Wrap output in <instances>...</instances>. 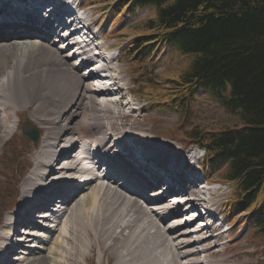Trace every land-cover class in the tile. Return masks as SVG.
I'll return each instance as SVG.
<instances>
[{"label": "bare ground", "instance_id": "bare-ground-1", "mask_svg": "<svg viewBox=\"0 0 264 264\" xmlns=\"http://www.w3.org/2000/svg\"><path fill=\"white\" fill-rule=\"evenodd\" d=\"M47 1L5 0V8H10L9 11H16V8L22 10L24 19L21 20L26 21L23 23L24 27H19L24 30L22 32H17L18 27H14L6 34L2 29L3 22H9L12 17L0 12V149L19 128L18 125L13 128L9 124L11 109H29L30 117L40 126L26 118L27 127L44 130L40 149L34 156L35 166L23 182L21 202L16 210L8 213L0 228V264L26 262L30 257H25L22 248H40L36 244L31 247V238L46 243L49 232L54 233L50 228L51 222L65 226L60 234L61 238L55 240L57 246L64 248L66 241L76 237L72 235L85 234L92 244L97 242L100 245L103 254L116 256L118 264H212L208 257L214 252L204 246L195 247L196 244L204 245L211 240V235L204 236L211 228H222L219 223H213L210 228L201 229V226H197L198 219L194 218L193 212L202 200L198 186L179 190L171 188L165 194L159 190V184L146 178L142 171L131 168L124 159V153L132 149L125 137L145 141L150 136L136 130H121L116 126L118 117L115 112H121L127 103L124 102V86L122 93L124 80L122 82L119 77L122 75L119 64L113 59L102 58L112 43L102 42L100 45L90 46L91 38L88 36L85 40L87 43L81 45L75 39L77 33L69 32L64 33L71 40L67 45L62 46L67 41L64 36L51 42L49 39L55 37L57 31H65L62 20L69 14L71 5L70 0H59L54 12L58 20L57 26L45 24L50 32L41 35L39 33L42 30L32 26L39 20L40 14L34 11ZM80 6L82 5L76 4V8L79 9ZM93 15V12L84 14L91 17L90 28L96 24ZM74 20L77 18H72L71 22ZM91 30L95 39L93 42L106 37H100L106 35L98 34L100 30ZM28 36L40 41H31ZM70 50L74 52L63 55ZM40 53L43 54L38 58ZM77 55L83 57L81 63L73 61ZM85 67H92L91 73H86L89 75L82 72ZM102 70L109 72L105 79H111V85L105 84L99 75ZM129 94L133 104L129 106L132 110L136 104V100L132 98L133 87ZM143 108L145 107L139 110L142 111ZM83 128L90 129V132L81 131ZM89 135V140L81 141ZM112 136H117V143L109 144ZM118 144L123 145L122 151H119ZM148 148L155 157L149 160L155 171L169 172L164 165L168 161L163 160L172 159L178 151L164 142L148 143ZM138 153L140 152L129 153L128 157L133 161L136 155L142 158ZM97 157L100 160L96 161ZM105 165L107 170H101V166ZM115 171L127 176L125 182L145 178L143 182L148 198L143 199L145 194H140L143 192L141 187L138 188L140 193H137L117 184L113 177L117 175ZM167 181L173 182V178L169 176ZM66 184L71 189L63 192L62 204L51 208L44 198ZM87 190L91 192L85 193ZM190 194L195 197L182 199ZM184 216L186 218L182 219ZM20 219L25 221L22 223ZM17 223L26 225L27 229L16 232V236L20 237L18 241L17 238L15 241L9 238L12 241L9 242L4 237V228L8 230L11 227L12 231ZM41 230H47V235H39ZM52 236L53 234L50 239ZM217 237L218 240L221 235ZM28 242L30 246L27 245ZM78 248L81 249V246ZM48 252L55 254L56 251L52 248ZM8 253L16 255L12 257L11 254L10 263L4 256ZM50 257L49 254L41 255L33 261L29 260L27 264H51ZM2 259L7 261H1Z\"/></svg>", "mask_w": 264, "mask_h": 264}, {"label": "trees", "instance_id": "trees-1", "mask_svg": "<svg viewBox=\"0 0 264 264\" xmlns=\"http://www.w3.org/2000/svg\"><path fill=\"white\" fill-rule=\"evenodd\" d=\"M99 1L116 11H155L146 21L147 32L134 37L124 54L135 93L148 101L146 108L180 112L183 140L203 148L208 169L223 170V179L236 185V208L253 206L254 227L264 244V0ZM154 42L190 56L187 68L164 75L163 83L155 78L142 64ZM201 91L238 112L242 127L193 126L192 101Z\"/></svg>", "mask_w": 264, "mask_h": 264}, {"label": "rangeland", "instance_id": "rangeland-1", "mask_svg": "<svg viewBox=\"0 0 264 264\" xmlns=\"http://www.w3.org/2000/svg\"><path fill=\"white\" fill-rule=\"evenodd\" d=\"M77 3L82 5L79 9L86 8L89 13L93 12L94 17L96 19V24L93 25V28H99L98 34H106L100 35V37H109L113 43H124L130 42L131 39L136 37L137 35L142 36L144 31L146 30V21L155 15V11L151 8H144L140 10H124L116 11L112 9L111 15H105L100 13L98 10V14L96 16V8H101L103 1L99 0H78ZM98 3V4H97ZM86 4V6H85ZM89 7V8H88ZM89 10H88V9ZM124 12V13H123ZM89 13L84 12V14L88 15ZM124 14L121 16V14ZM121 16V17H120ZM75 19V18H73ZM72 20V19H71ZM75 21V20H74ZM147 32V30H146ZM110 34V35H109ZM129 36H123V35ZM117 35V36H116ZM99 36V35H98ZM31 41H40L31 38L28 36ZM66 38V36H65ZM50 42L49 40H47ZM110 40L106 42L112 43ZM127 43L123 45L126 46ZM154 46L151 48L153 50L151 57L142 59L143 66L148 69L149 67L153 69L156 73V77L162 83L165 81L166 76L170 75L173 72L175 75L177 73H181L185 70L190 62V56H184L180 53L176 52L172 48L165 46L163 42H154ZM67 45V43H63L62 46ZM156 49V50H155ZM118 54H121L122 48L119 46ZM155 50V51H154ZM74 52V51H73ZM150 51H147V53ZM66 53H72V50L69 52H64L63 55ZM107 53V52H106ZM43 53H40L38 58ZM112 54H117L116 51H112ZM135 56V55H134ZM76 59V58H75ZM73 61H77L74 60ZM126 70H124L123 68ZM119 65L120 70H122V75L119 77L120 80H124L122 85L126 87L122 89V93L125 94L126 99L124 100L125 107H123L120 111L115 112L118 118H116V126L119 127L121 130H136L138 133L145 134L146 136H150V138H146L145 141H148L150 144L151 142L157 143H166L171 145L172 148L177 150V155L172 159L163 160L166 161H180L181 163L187 162L190 157L197 158L199 157V161H202L203 153L197 148V146L188 143V147H186V142L183 140L185 137L181 134V123H180V112L177 111H159L158 109H150V108H143V112L139 110L137 112L133 111L134 108L131 110V100L129 99V91L130 88L133 87V83L130 78V69L124 65ZM84 68H82L83 70ZM128 72V75H127ZM127 75V76H126ZM129 82V83H128ZM130 84V85H129ZM162 88V86H160ZM124 90V92H123ZM133 98V96H132ZM136 100V106L141 105L137 98H133ZM148 102V101H147ZM129 103V104H128ZM146 103V101H144ZM192 119L191 123L193 126H200L203 129L209 131H217L219 129H224L227 127H242V122L240 116L237 113L229 112L218 100L212 97L208 92L201 91L198 96L195 97V100L192 101ZM135 104V102H134ZM129 106V107H128ZM130 108V109H129ZM21 108L14 111L11 109L9 111L10 114V121L9 124L11 127L15 128L18 125V129L15 130L14 136L6 143L3 148L0 149V228L2 227L4 221L8 213L11 210H16L18 205L21 202V195L23 194V182L26 180V174L30 172L31 168L35 166L34 156L37 154L39 148H35L34 143L26 138L23 135L22 126H24L26 118L30 121H33L38 126L39 124L34 121L30 117L29 109ZM125 110V111H124ZM130 111V112H129ZM128 112V113H127ZM126 118V119H125ZM23 119V120H22ZM25 119V120H24ZM179 122V125H178ZM40 126V125H39ZM84 128L81 130L83 131ZM179 130V134H178ZM39 130L42 137L44 134V130ZM84 131H89L90 129H85ZM112 131V130H110ZM150 132V133H148ZM91 137L90 135L81 141L89 140ZM127 144L132 148L133 145L128 143L129 140H133V138H129V136L125 137ZM40 139V138H39ZM144 144L145 148L151 152L148 148V143L145 141L137 140ZM162 141V142H159ZM132 143V142H131ZM123 146V145H122ZM78 148V147H77ZM196 161V159L194 160ZM223 172H209L208 178L209 180L218 181L222 183V187L220 191L216 194L215 199L218 200V205L221 208L223 213V217L217 221L214 219H207L208 223L217 222L220 223L222 229L214 230L211 228L209 232L207 231L205 235H211V240L205 243L204 245L196 244L195 248L199 247H207L209 251L214 252L213 255H210L208 258L212 262V264H264V248H263V238L261 234H257V229L254 227V215H250L251 209L253 206L248 210H240L235 206L232 207L231 211L226 209V205H230V201L235 198V185L223 182ZM25 177V178H24ZM119 184V183H117ZM91 190H87L85 193H90ZM19 195V196H17ZM23 196V195H22ZM141 197V196H140ZM140 197H135L141 199ZM148 195L145 194L143 199H147ZM17 201V206H12L14 201ZM12 206V207H11ZM153 205L151 204V207ZM67 217V216H65ZM22 220V219H20ZM25 220H22V223ZM57 224V225H56ZM24 225V224H23ZM51 230L53 232H49V240L45 242H41L37 238H31V247L32 245H38L40 248H36V250H31V248H22L25 251V257L27 256L29 259L24 262L23 264H27L30 262L29 260L33 261L37 257L40 258L41 255L45 256L49 254L50 263L54 262L53 264H118L117 257L112 255H105L102 253L101 247L97 242L91 243L90 239L86 237L85 234H77L72 235L76 236L74 238L71 237V241H66L64 243V248L62 246H57L55 244V240L57 238H61L60 234L63 232V228L65 226L63 224H59L57 222H51ZM60 225V226H59ZM26 226V225H25ZM198 226V225H197ZM58 227V228H57ZM4 237L7 238V241L12 242L9 238L14 239L17 238L16 241L20 239L17 237L16 234L18 233L21 228L18 226H13L12 231L10 230L11 227L6 230L4 228ZM56 229V230H55ZM49 230V229H48ZM208 230V229H207ZM15 231V232H14ZM39 235L46 234L47 230H41ZM225 231V232H224ZM17 232V233H16ZM42 233V234H41ZM216 233V234H214ZM12 234V235H11ZM51 234L53 236L50 239ZM22 235V234H21ZM84 235V236H83ZM221 235L217 240V236ZM82 236V237H81ZM76 242H75V241ZM89 242H87V241ZM84 242H86L84 244ZM74 243V244H73ZM98 245H97V244ZM27 245L30 246L28 242ZM87 245V246H86ZM81 246V249L78 248ZM91 246V247H90ZM99 246V247H98ZM89 249H88V248ZM94 247V248H93ZM52 248L56 251L55 254L49 253L48 251H52ZM29 249V250H28ZM89 250V252H88ZM101 253H100V252ZM35 252V254H34ZM29 253V254H28ZM33 253V254H32ZM88 255H86V254ZM12 254V253H11ZM11 254H5L4 256L7 257V260L10 259ZM27 254V255H26ZM204 253H201L203 255ZM33 255V256H32ZM39 255V256H38ZM103 257H102V256ZM15 256V254H12ZM32 256V257H31ZM4 258V257H3ZM56 259V261H55ZM3 261L5 259H2ZM1 260V261H2ZM5 260V261H7ZM54 260V261H53ZM59 260V261H58ZM60 262V263H59ZM51 263V264H52ZM12 264H19V263H12Z\"/></svg>", "mask_w": 264, "mask_h": 264}, {"label": "water", "instance_id": "water-1", "mask_svg": "<svg viewBox=\"0 0 264 264\" xmlns=\"http://www.w3.org/2000/svg\"><path fill=\"white\" fill-rule=\"evenodd\" d=\"M27 125L28 123H26L23 126L24 135L30 138L31 140H33L35 145L37 146L38 141H39V136H40L39 131L35 127H32V128L27 127Z\"/></svg>", "mask_w": 264, "mask_h": 264}]
</instances>
